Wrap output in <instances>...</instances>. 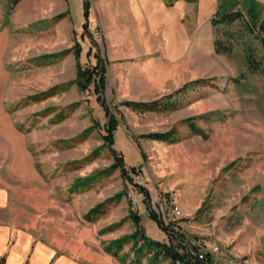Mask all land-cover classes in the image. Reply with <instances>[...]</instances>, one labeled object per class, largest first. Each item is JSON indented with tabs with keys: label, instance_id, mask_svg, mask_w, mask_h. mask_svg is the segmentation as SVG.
I'll return each mask as SVG.
<instances>
[{
	"label": "rangeland",
	"instance_id": "374dc122",
	"mask_svg": "<svg viewBox=\"0 0 264 264\" xmlns=\"http://www.w3.org/2000/svg\"><path fill=\"white\" fill-rule=\"evenodd\" d=\"M84 1L76 8L73 0L12 7L0 0L4 220L78 264H103L102 257L169 264L144 252L135 257L130 241L115 249L135 232L133 214L149 240L168 242L150 218L156 203L188 250L218 246L219 264H264V33H249L242 21L212 24L218 0H164L190 5L182 22L188 40L173 49V89L140 82L121 93L95 0H88L83 27ZM257 1L264 15V0ZM100 62L104 91L96 93V77L81 91L77 66ZM126 102L157 103L142 109ZM112 117L111 148L125 175L103 140ZM152 134L171 137L147 138ZM172 205L180 212L175 221Z\"/></svg>",
	"mask_w": 264,
	"mask_h": 264
},
{
	"label": "crops",
	"instance_id": "0c3cea01",
	"mask_svg": "<svg viewBox=\"0 0 264 264\" xmlns=\"http://www.w3.org/2000/svg\"><path fill=\"white\" fill-rule=\"evenodd\" d=\"M73 2L77 8L78 0ZM94 6L104 30L106 58L113 64L112 75L119 91L125 93L128 86L141 83L152 87L166 84L173 89V49L188 40L187 26L182 22L190 5L184 1L166 4L164 0H95ZM82 17L85 21L83 3ZM1 44L0 40V48ZM7 203L8 189L0 178V264H78L58 255L29 232L13 229L3 217ZM101 261L117 264L107 257Z\"/></svg>",
	"mask_w": 264,
	"mask_h": 264
},
{
	"label": "trees",
	"instance_id": "16d2710c",
	"mask_svg": "<svg viewBox=\"0 0 264 264\" xmlns=\"http://www.w3.org/2000/svg\"><path fill=\"white\" fill-rule=\"evenodd\" d=\"M219 4L216 12L212 18V24L214 25H231L236 21H242L245 23V26L249 33L258 36L259 33H264V15L262 14V6L258 3L257 0H218ZM10 7L16 5L19 0H8ZM89 1L85 0L83 4V13L85 18L84 29L87 28V19L89 15ZM249 65L253 66L256 69V65L254 66V61L252 58H248ZM104 66L100 62L98 65L91 69H81L77 66V81L76 84L80 88L81 91H84L88 88L93 78H99L98 82L95 84V91L97 94L102 93L104 91L105 80H104ZM94 80V79H93ZM183 90L180 89L179 93ZM157 102H153L151 104H142V103H124L125 106L131 108H142V109H152L156 106ZM105 106V105H102ZM105 112L107 109L105 107ZM117 122L112 117L109 123L105 127V135L103 136V140L107 145L110 153L112 154L115 161V168H118L123 175H125V168L123 164L122 157L114 151L111 147L113 145V134L116 130ZM170 134H152L147 136V138L156 140V141H168L170 140ZM140 194H144L149 202L148 194L146 191L140 187ZM150 218L154 221L157 227L167 235L168 242H155L149 240L142 228L140 227V217L138 215H132L131 219L135 226V232L127 238H123L121 241L115 244V249L121 248V243L125 241H130L137 248L135 249V257L140 256L142 252L145 254H150L152 260L156 261L158 259H165L169 261V264H208L204 261H200L197 258L198 247L192 248L188 250L183 242L179 240V236L182 240L185 239L184 236L177 235L173 230L169 227H166L155 215L153 212L150 213ZM112 248L107 247L106 251L111 252ZM115 251V252H116ZM113 252V256H116V253ZM130 264H139V261L133 260Z\"/></svg>",
	"mask_w": 264,
	"mask_h": 264
},
{
	"label": "built area",
	"instance_id": "2783aa9c",
	"mask_svg": "<svg viewBox=\"0 0 264 264\" xmlns=\"http://www.w3.org/2000/svg\"><path fill=\"white\" fill-rule=\"evenodd\" d=\"M165 196H166V198H165V200H163V202H165L164 205L166 207H168V205L170 204L169 201L171 200L172 195L168 194V195H165ZM160 206L161 205H158V204L155 203V206H154V210L155 211L154 212L156 214V217L162 223H164V225L166 227H169L173 231H177L174 224L166 222V219H165L167 217L166 210L164 208L160 207ZM172 206H171V213H170L171 215L170 216H172L173 221H175L176 219L179 218L180 212H179L177 207H175V206L172 207ZM218 252H219V247L218 246L213 247L212 249H210L209 252L204 250V249L201 250V251L198 250L197 258H198V260L204 261V262H206L208 264H219L217 258L215 257L216 253H218Z\"/></svg>",
	"mask_w": 264,
	"mask_h": 264
}]
</instances>
